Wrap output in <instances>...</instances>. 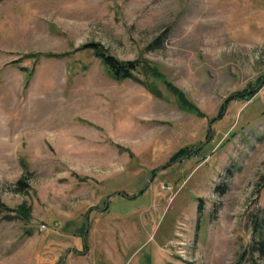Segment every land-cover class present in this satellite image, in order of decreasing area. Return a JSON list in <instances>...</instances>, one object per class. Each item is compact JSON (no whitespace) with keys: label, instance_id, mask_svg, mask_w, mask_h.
Here are the masks:
<instances>
[{"label":"rangeland","instance_id":"obj_1","mask_svg":"<svg viewBox=\"0 0 264 264\" xmlns=\"http://www.w3.org/2000/svg\"><path fill=\"white\" fill-rule=\"evenodd\" d=\"M263 79L264 0H0V264H264Z\"/></svg>","mask_w":264,"mask_h":264},{"label":"trees","instance_id":"obj_2","mask_svg":"<svg viewBox=\"0 0 264 264\" xmlns=\"http://www.w3.org/2000/svg\"><path fill=\"white\" fill-rule=\"evenodd\" d=\"M81 50L82 51L83 50L90 51L95 57H97L99 59L101 64L107 69V71L110 73V75L116 80L135 79L136 77H135L134 73L140 69H142L146 75H148V74L155 75L153 73V71H155V70L153 68L148 67V64H146L145 61H121V60H118L115 57L109 55V53L99 43L85 44L80 48V51ZM28 57L38 60L40 57L53 58V57H57V56H54L51 54H47L44 56L35 54V55L28 56ZM20 69L24 73H26V75L28 77H30L34 71L33 69H29L27 67H20ZM144 69H147V71H145ZM148 69H150L151 72H149ZM158 78H161V77L158 76ZM160 81H162L165 84L166 88L176 98L177 102L179 103V105L181 107L191 111L196 116H199V117L203 116V114L198 112V110H196L193 105H190L188 103V101L185 99V97L177 89L173 88L171 85L167 84L162 79ZM263 83H264V79H263ZM253 96H254L253 92L248 93V95L244 99L246 101H249ZM183 152H186V149L181 150L175 156V158L178 157L179 154H182ZM262 180H263V185H264V176L262 177ZM18 186L19 187L25 186V182L23 181V179L18 180ZM2 211H3L2 208H0V213ZM18 212H19V210H18ZM21 213H23V212H21ZM253 247L254 246H252L251 249H254ZM256 247L260 253L264 254V238L263 239L261 238L259 241H257ZM251 254L253 255V252H251ZM249 259L251 261V264H257V261H256L254 256H250Z\"/></svg>","mask_w":264,"mask_h":264},{"label":"water","instance_id":"obj_3","mask_svg":"<svg viewBox=\"0 0 264 264\" xmlns=\"http://www.w3.org/2000/svg\"><path fill=\"white\" fill-rule=\"evenodd\" d=\"M88 219H89V217H88V214L86 215V229H85V232H86V230H87V227H88ZM84 239V238H83Z\"/></svg>","mask_w":264,"mask_h":264}]
</instances>
